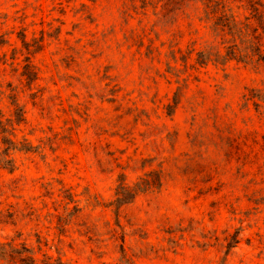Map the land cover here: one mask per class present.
<instances>
[{
  "label": "rangeland",
  "instance_id": "1",
  "mask_svg": "<svg viewBox=\"0 0 264 264\" xmlns=\"http://www.w3.org/2000/svg\"><path fill=\"white\" fill-rule=\"evenodd\" d=\"M227 3L264 53V0ZM202 12L0 0V158L4 136L32 146L8 150L13 169L0 161V240L67 264H264V60ZM232 43L225 62L195 59ZM155 171L160 187L112 203L120 173Z\"/></svg>",
  "mask_w": 264,
  "mask_h": 264
},
{
  "label": "trees",
  "instance_id": "2",
  "mask_svg": "<svg viewBox=\"0 0 264 264\" xmlns=\"http://www.w3.org/2000/svg\"><path fill=\"white\" fill-rule=\"evenodd\" d=\"M203 4V12L199 16L200 19L206 20L209 22V27L213 32L219 33H235L238 34L239 37L244 36V38H247V41L251 42V39H249L247 36L251 34L249 32V28L247 23L239 24V21L236 18V15L232 11V7H230L227 3L229 0H199ZM173 2V0H172ZM251 8L255 13L254 16L258 13V7L255 5H251ZM256 30V27L255 29ZM253 34V33H252ZM252 38H255V42L257 43V51L254 50V54H256V60L263 59L264 60V53L260 51V41L257 37L258 34H253ZM247 35V36H246ZM251 38V37H250ZM254 43V41H253ZM236 47V43L229 44L226 46V52L222 53L221 49L218 48L214 51H207L206 48L200 49L196 52V60L200 63H207L208 60H214V61H220L225 62L227 61V56L231 54H235L237 51H240ZM193 50V49H192ZM246 52L245 54H241L242 57L249 58V55ZM26 67L28 68L26 73H29L32 71L33 65L30 61V56L26 55ZM212 56V57H211ZM248 56V57H247ZM202 58V59H201ZM204 59V60H203ZM16 109H15V115L16 118L22 119L24 118V106L22 104H19L15 102ZM11 122V120H10ZM13 123V120L12 122ZM0 124L3 126V128H6L5 125L2 123V119L0 117ZM14 127V126H13ZM6 131V129H5ZM11 133V132H10ZM4 142H8L9 145L4 151V156L0 158V161H2L4 164H7L10 169H13L15 166V160L14 157H6L8 155V150L10 148H23V149H29V147H32L30 144H24L23 142L18 147L16 141H14L11 137L4 136L3 138ZM154 172V171H152ZM147 172L144 175H141L138 177L136 181H134L132 184H128L124 181V178L121 176L122 173H120L118 179L119 183L117 185V189L115 192V198L112 200V203L122 201L126 202L129 201L137 191L142 190H148V189H154L156 187H160L162 185V178H161V172L155 171L157 173ZM70 197V196H69ZM72 200V196L70 197ZM111 203V202H110ZM79 206L77 203L74 204V211L78 210ZM71 214H73L71 212ZM237 233L234 234V236H231L233 241H237ZM232 243H228L227 246H231ZM228 247V248H229ZM121 250H124V246H121ZM0 258L6 260L7 262H19L20 264H67V262L62 259L60 255L52 256V255H45L43 259H39L33 249L29 246H27L25 243L18 244L13 241V239L2 241L0 240Z\"/></svg>",
  "mask_w": 264,
  "mask_h": 264
}]
</instances>
